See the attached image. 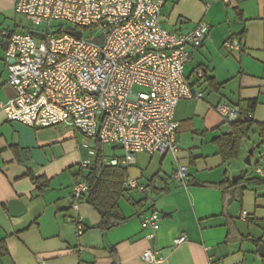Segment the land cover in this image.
I'll use <instances>...</instances> for the list:
<instances>
[{
    "label": "crops",
    "instance_id": "obj_1",
    "mask_svg": "<svg viewBox=\"0 0 264 264\" xmlns=\"http://www.w3.org/2000/svg\"><path fill=\"white\" fill-rule=\"evenodd\" d=\"M16 2L0 0V30L20 29ZM161 20L179 33L191 32L201 21L209 25L204 43L190 47L185 72L202 97L183 99L176 108L180 150L136 157L127 167L128 177L148 189L130 190L136 194L127 197L125 192L118 204L130 219L102 230L97 226L103 214L86 199L74 209L69 195L89 149L102 148L106 157L123 153L108 154L94 139H81L75 128L28 126L0 109V264H147L141 255L148 248L163 256L157 264H264L259 251L264 245V178L245 162L254 146L246 150L245 139L241 156L225 161L215 141L230 129L216 110L220 102L240 107L244 115L255 102L253 120L264 123V0H164ZM228 37L239 38L241 49H226ZM6 47L0 37V103L16 96L7 84ZM199 69L203 78L197 76ZM208 77L219 89L205 82ZM258 145L253 149L259 154L264 149ZM179 165L189 169L188 189L175 179ZM244 172L246 179H232ZM249 175L258 179L249 181ZM32 176L48 180V188L41 191ZM225 180L237 182L227 193L216 185ZM15 199L25 211H11ZM153 211L160 214L161 227L147 240L141 220ZM180 233L188 240L175 245Z\"/></svg>",
    "mask_w": 264,
    "mask_h": 264
},
{
    "label": "built area",
    "instance_id": "obj_2",
    "mask_svg": "<svg viewBox=\"0 0 264 264\" xmlns=\"http://www.w3.org/2000/svg\"><path fill=\"white\" fill-rule=\"evenodd\" d=\"M163 5L164 0H17L16 14L48 28L36 30L42 36L30 30H0L7 42V84L16 92L0 103V109L10 120L28 126L75 128L103 147L123 150L119 156L102 155V165L128 167L138 153L176 155L180 150L176 108L183 99L202 97L185 72L190 47L204 43L209 25L201 21L189 33L171 31L162 26ZM54 22L70 26L49 32ZM87 27H99L102 32L88 35L82 29ZM71 31H80L81 36ZM102 34L103 42L95 43L93 39ZM224 46L240 50L242 42L228 37ZM197 76L203 78L204 71L199 69ZM135 87L140 90L134 92ZM216 110L229 125L241 116L240 107L226 102H220ZM100 156L89 149L81 167L90 168ZM258 159L254 171L264 178V151ZM175 179L189 188L186 165L178 166ZM126 184L136 191L148 189L131 177ZM89 189L85 180L74 183L70 193L74 209ZM141 226L147 231L145 239L153 240L161 227L160 214L145 215ZM187 240L180 233L174 244ZM141 257L147 264L164 260L155 248L144 250Z\"/></svg>",
    "mask_w": 264,
    "mask_h": 264
},
{
    "label": "trees",
    "instance_id": "obj_3",
    "mask_svg": "<svg viewBox=\"0 0 264 264\" xmlns=\"http://www.w3.org/2000/svg\"><path fill=\"white\" fill-rule=\"evenodd\" d=\"M205 82H207L213 90H217L220 87V84L217 83L214 77L206 78ZM254 106L255 102H250V111L245 115L240 108L241 116L238 120L230 124L229 132L216 138L215 141L218 145L219 153L225 161L238 159L241 156L242 143L249 137L254 128H257L260 134L264 135V123L255 122L253 117H249V113H252ZM253 148L255 149V147ZM100 155V158L97 159L93 166L86 171L81 167L75 177L76 182L85 180L89 183L90 189L84 199L96 209L101 208L106 211V213L102 215V221L97 227L102 230H109L122 225L130 219V217L124 214L118 202L125 192L132 189L126 184L128 179L127 167L102 165V148L100 149ZM242 174L246 179L248 176L247 173L244 172ZM249 176L251 177L249 181L258 179L252 175ZM32 180L39 183V189L41 191H44L49 186V181L42 177L32 176ZM226 183H229V185L225 186ZM235 183L237 182L225 180L216 185L220 184L219 186L223 187V192L227 193L229 188L235 185ZM234 199L235 196L232 195L228 200L232 201Z\"/></svg>",
    "mask_w": 264,
    "mask_h": 264
},
{
    "label": "rangeland",
    "instance_id": "obj_4",
    "mask_svg": "<svg viewBox=\"0 0 264 264\" xmlns=\"http://www.w3.org/2000/svg\"><path fill=\"white\" fill-rule=\"evenodd\" d=\"M22 20L23 21L20 24L21 25L20 26V29H17V31H23L25 29L26 30H30V31H32V30H35L36 31V30H44V29L48 28L46 25H44V26L43 25H35V24H33L32 22H30L29 20H27L24 17H22ZM69 26L70 25L67 22H65L63 25H60L59 22H54L52 24V26L49 27V32H56L60 28H66V27H69ZM82 29L88 35H91V33H94L95 35H98V34H100L102 32V30L99 27H96V28L87 27V28H82ZM139 90H140L139 87H135L134 88V92H137ZM79 135H80L81 139H85L86 141H89V142L92 141L91 139L87 138L86 136H84L81 133H79ZM258 144H260V147H259L260 149H264V136L260 135L259 132L256 129H254L253 132L250 133L249 138H247L244 141V147H245V149L246 148L248 149V148H251L253 146L254 147L257 146ZM106 149H107V153L108 154L110 153V151H108V150H112L109 147H106ZM116 151H119L120 153H123V150H121V149H117ZM257 155H258V148H256L255 152L251 156V164L248 166V169L250 170V172L251 171L253 172V167H255L256 160L258 159V156ZM137 157H138V159H140V157L145 158L146 156L141 155V153H138L137 154ZM245 157H247V155ZM138 165H140L139 162H138ZM243 165L244 164L241 161V166H243ZM135 194H136V192H127L125 195L127 197L128 195H135ZM137 195L139 196V194H137Z\"/></svg>",
    "mask_w": 264,
    "mask_h": 264
},
{
    "label": "water",
    "instance_id": "obj_5",
    "mask_svg": "<svg viewBox=\"0 0 264 264\" xmlns=\"http://www.w3.org/2000/svg\"><path fill=\"white\" fill-rule=\"evenodd\" d=\"M32 32H33L34 34L38 35V36H42V33H39V32H37V31H35V30H32ZM70 33H72L73 35H76V36H78V37L81 36V32H80V31H73V32L71 31ZM103 40H104V34H102V35L100 36V38H95V39H93V41H94L95 43H97V44H101V43L103 42ZM11 62H14V61L12 60ZM258 146H259V145H258ZM253 152H254V149H253V148L250 149V150H249V153H248V155H247V157H246L245 162H246V164H248V165L251 164V162H250V158H251V154H253ZM243 178H244V177H243L242 174H238V175H235V176L232 177V179H233L234 181H239L240 179H243ZM9 208L11 209V211H12L13 213H17V211H19V210H20V212H23V211L26 210V207L21 203L20 200H17V199L12 200V201L9 203ZM98 210H99V211L101 212V214H103V215L106 213V211L103 210V209H101V208H99ZM259 251H260L261 255L264 257V245H261V246H260Z\"/></svg>",
    "mask_w": 264,
    "mask_h": 264
}]
</instances>
